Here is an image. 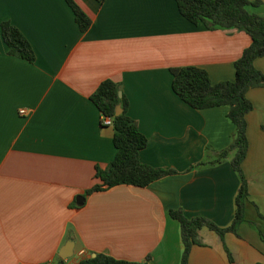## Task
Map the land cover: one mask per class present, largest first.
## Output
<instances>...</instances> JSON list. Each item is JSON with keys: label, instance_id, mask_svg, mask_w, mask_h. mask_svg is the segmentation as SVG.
Listing matches in <instances>:
<instances>
[{"label": "crops", "instance_id": "0c3cea01", "mask_svg": "<svg viewBox=\"0 0 264 264\" xmlns=\"http://www.w3.org/2000/svg\"><path fill=\"white\" fill-rule=\"evenodd\" d=\"M74 1L91 20L86 32L64 0H0V23L16 27L35 58L8 55L0 34V264H52L69 241L77 260L65 264L93 254L180 264L179 225L168 212L228 226L239 178L232 154L207 163L231 141L228 108L186 105L171 89L170 69L193 66L212 84L231 82L250 38L192 25L175 0ZM258 1L248 11L264 16ZM254 67L264 74V57ZM107 79L119 84L126 115L147 138L139 161L176 174L85 196L96 168L115 155L112 128L89 99ZM246 98L245 221L222 239L202 229L189 264H230L226 251L234 264H264V87Z\"/></svg>", "mask_w": 264, "mask_h": 264}, {"label": "trees", "instance_id": "16d2710c", "mask_svg": "<svg viewBox=\"0 0 264 264\" xmlns=\"http://www.w3.org/2000/svg\"><path fill=\"white\" fill-rule=\"evenodd\" d=\"M64 2L71 10L79 31L86 32L91 25L90 18L74 0ZM175 3L179 14L192 25L200 24L207 30L241 31L250 38V44L233 63L234 80L231 82L212 84L204 70L193 66L170 69L171 89L186 105L196 110L228 108L227 117L233 125L231 141L215 160L207 163H220L232 154L230 166L239 178L233 218L228 226L219 227L202 216L187 218L181 210L168 212L170 218L179 225L182 244L180 264H189L190 249L202 245L199 236L202 229L214 232L222 239L226 233L237 235L238 226L245 221L248 200L247 182L242 172V163L248 150L245 116L253 109L246 93L250 89L264 87V74L254 67V61L264 57V16L248 11L249 7L260 4L258 0H175ZM0 34L8 55L28 63L34 62L30 44L16 27L9 22H1ZM119 92V84L107 79L99 83L89 97L101 116L111 119L115 155L104 169L96 168V183L86 190L85 196L121 185L144 188L152 182L176 174L175 170L154 168L139 161V152L148 141L138 131L135 122L126 115L127 100L124 95L118 98ZM117 105L121 107L122 113L115 116ZM261 128L264 130V126ZM199 165L204 163L196 166ZM258 217L263 219L259 213ZM260 237L264 240V234L260 233ZM226 253L229 263L234 264L230 254ZM148 261L149 258L143 262H134L96 254L94 257L80 259L75 264H147ZM56 264H65V261L59 259Z\"/></svg>", "mask_w": 264, "mask_h": 264}, {"label": "water", "instance_id": "95a60500", "mask_svg": "<svg viewBox=\"0 0 264 264\" xmlns=\"http://www.w3.org/2000/svg\"><path fill=\"white\" fill-rule=\"evenodd\" d=\"M122 94L121 92L118 93V98H121ZM122 113V109L119 105H117L115 107V111H114V115L115 116H118L119 114ZM77 199H81L83 200L84 198L82 197H79ZM73 246H74V243H72L71 241L69 242H66L62 248L60 249L59 251V257L62 259V260H66L68 258H71L72 254H73ZM95 254H93L91 257H94Z\"/></svg>", "mask_w": 264, "mask_h": 264}, {"label": "built area", "instance_id": "2783aa9c", "mask_svg": "<svg viewBox=\"0 0 264 264\" xmlns=\"http://www.w3.org/2000/svg\"><path fill=\"white\" fill-rule=\"evenodd\" d=\"M18 114L19 115H26V111L25 110H19ZM100 123L102 126H111V119L101 116ZM42 264H46V263H42Z\"/></svg>", "mask_w": 264, "mask_h": 264}, {"label": "rangeland", "instance_id": "374dc122", "mask_svg": "<svg viewBox=\"0 0 264 264\" xmlns=\"http://www.w3.org/2000/svg\"><path fill=\"white\" fill-rule=\"evenodd\" d=\"M69 260V262H71V261H75V260H77V257L76 256H72L71 258H69L68 259ZM52 264H56V262H53Z\"/></svg>", "mask_w": 264, "mask_h": 264}]
</instances>
